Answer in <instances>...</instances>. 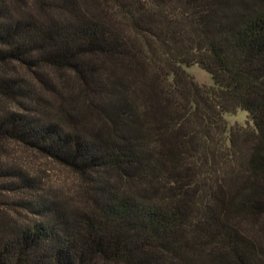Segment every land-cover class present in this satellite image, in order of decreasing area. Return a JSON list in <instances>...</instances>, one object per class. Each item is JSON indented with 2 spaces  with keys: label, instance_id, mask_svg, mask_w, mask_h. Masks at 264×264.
Here are the masks:
<instances>
[{
  "label": "trees",
  "instance_id": "1",
  "mask_svg": "<svg viewBox=\"0 0 264 264\" xmlns=\"http://www.w3.org/2000/svg\"><path fill=\"white\" fill-rule=\"evenodd\" d=\"M4 100L0 142L70 169L85 200L0 159V264H264V0H0ZM240 110L253 129L227 128Z\"/></svg>",
  "mask_w": 264,
  "mask_h": 264
},
{
  "label": "rangeland",
  "instance_id": "2",
  "mask_svg": "<svg viewBox=\"0 0 264 264\" xmlns=\"http://www.w3.org/2000/svg\"><path fill=\"white\" fill-rule=\"evenodd\" d=\"M183 69L192 82L199 87L209 89L214 86L210 75L198 66L184 67ZM50 78L53 80L52 83H55L54 90L59 93L62 92L65 95L66 91H64V87L60 85L61 79L57 74H54ZM37 90L41 95L44 103L43 105L47 111L49 110L54 114L57 111L59 112L60 108L70 110L68 107V100L64 102L58 95L52 94L51 88L40 87ZM72 91H75V89L72 88ZM0 105L1 110L12 109L18 111L16 110L17 106L7 100L1 102ZM223 117L228 129L233 127L247 130L253 129V123L248 114L244 111L240 110L234 114H225ZM0 159L7 166L22 170L26 173L27 176L33 180L37 188L48 193L53 199L65 202L70 206L81 205L85 200V193L83 192L84 182L79 176L70 169L62 166L53 159L41 155L37 151L28 149L18 143L0 142ZM9 200H11V198L7 195L0 197V202H10Z\"/></svg>",
  "mask_w": 264,
  "mask_h": 264
}]
</instances>
